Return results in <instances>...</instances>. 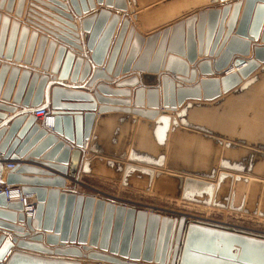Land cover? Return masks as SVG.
I'll return each instance as SVG.
<instances>
[{"label":"water","instance_id":"water-1","mask_svg":"<svg viewBox=\"0 0 264 264\" xmlns=\"http://www.w3.org/2000/svg\"><path fill=\"white\" fill-rule=\"evenodd\" d=\"M4 1H0V9ZM65 1L77 14L94 11L80 19L83 40L70 21H64V27L56 26L53 34L47 31L62 42L50 70L59 79L71 75L74 80L81 71L80 80H85L91 70L89 60L102 66L93 68L94 77L105 80H110L106 73L114 67L115 75L120 69L126 72L132 67L141 74L144 85H156L155 74L160 69L175 75L161 73L160 86L137 87L130 107L128 89H112L103 82L83 92L58 84L50 98L46 97L49 76L45 71L57 46L53 39L42 72L29 68L20 72L18 66L11 67L1 99H10L14 77L20 72L12 102L25 110L14 117L8 130L0 129V180L2 161L14 162L4 183L33 193L36 207L34 218H26L22 204L8 202L0 192V264H264L263 233L187 221L182 215L177 219L147 213L83 194L74 183L80 173H97L122 184H132L137 178L144 189L156 191L161 190L156 183L168 179L174 186L173 193L183 199L211 203L214 192L212 205L249 211L245 194L237 201L234 184L264 177V141L248 140L238 132L224 133L215 124L193 119L191 114L220 109L228 99L249 94L259 83L264 75V0H96L105 6L98 10L95 0ZM22 2L18 0L16 17L21 16ZM129 5L128 15L148 34L137 31L127 17L120 15ZM32 12L28 10L26 23L33 24ZM60 13L68 20L72 18L69 13ZM0 22L1 52L10 17L0 13ZM18 26L17 19L11 21L6 56L14 50ZM28 30L27 25L21 28L17 58ZM36 35V30L31 31L27 62ZM255 38L259 42L252 44ZM46 41L43 35L34 66L41 62ZM82 44L89 51L88 58L66 48L83 52ZM197 56L205 58L197 61ZM230 64L237 70L227 73L233 70ZM9 68L8 64L0 68V89ZM197 69L203 77L197 78ZM31 73L32 82L25 91V80ZM131 76L116 87L136 84L137 73ZM35 80H39L36 88ZM100 92L127 99L111 100ZM109 101L121 105L108 107L105 104ZM97 103L101 105L97 107ZM160 104L165 111L159 110ZM44 108L54 115L51 130L37 122L33 114ZM16 110L0 102V119L3 112ZM204 157L208 164L202 161ZM66 178L73 181L68 187ZM227 180L230 190L222 195L220 186ZM231 191L235 192L234 201ZM251 212L264 216V209L258 207Z\"/></svg>","mask_w":264,"mask_h":264},{"label":"rangeland","instance_id":"rangeland-1","mask_svg":"<svg viewBox=\"0 0 264 264\" xmlns=\"http://www.w3.org/2000/svg\"><path fill=\"white\" fill-rule=\"evenodd\" d=\"M189 3L201 0H188ZM198 114L192 112L193 119H200L215 124L224 133H240L252 141H264V75L249 94L243 97L230 98L220 109H208ZM198 147L194 151H197ZM198 156V155H197ZM208 164L207 157L202 160ZM198 162V161H197ZM203 165V163H202ZM207 167V165H203ZM264 167V165H261ZM168 179L157 182L158 189H144L139 179L134 178L132 184H122L117 179L86 177L85 185L90 191H99L108 200L116 199L127 202L136 208L150 206L173 214H183L202 220L227 224L247 230L264 233V216L251 212L252 209H264V177L250 180V183L234 184L237 201L246 196V208L249 211H239L228 207H219L206 202L190 201L176 196L174 186ZM229 180L220 186V194L225 195L230 190ZM79 183V181L77 182ZM138 183V184H137ZM145 184V183H144ZM84 186V187H85ZM243 193V194H242Z\"/></svg>","mask_w":264,"mask_h":264},{"label":"crops","instance_id":"crops-1","mask_svg":"<svg viewBox=\"0 0 264 264\" xmlns=\"http://www.w3.org/2000/svg\"><path fill=\"white\" fill-rule=\"evenodd\" d=\"M1 1V0H0ZM55 1H58L60 3H64V5L66 4L67 6L65 8L61 7L59 4H57ZM233 1V0H231ZM18 3V0H12V4L10 3V0H5L2 4V9H0V13H2V15H8L10 17V21L14 20V19H17L19 21V26H18V29L16 31V34H15V44H14V50L12 51V53L10 54V56H6L5 55V46H6V42L8 41V36H9V32H10V26H11V22H8V24L6 25V30H5V35H4V40H3V43H4V46L2 48V51L0 52V68L3 64H8L10 66V68L8 70H6V72L4 73L3 75V78H2V89H0V102L2 103H5V105H10V106H15L16 107V111L15 112H10V111H5L3 112L4 113V117L2 119H0V129L1 128H5V129H9L14 117H18L17 114L21 111H23V106L19 103H13L12 102V99L14 97V94H15V91H16V87L19 83V80H20V72L22 71V69L24 68H29L31 69V71H38V72H42V63H43V60H44V57L48 51V44L49 42L51 41V39L55 40L56 41V48L54 49V51H52V54H51V58H50V64L48 65V70L45 71V73L48 74L49 76V79L46 81V84H45V95L46 97L50 98V95H51V90L52 88L55 86V85H58V84H64L68 87H71V88H68V89H72L74 91H85V90H92L96 83H100V82H103V83H106V84H109V87L112 88V89H128L130 92H131V96L129 97L131 103H130V107L133 106V98H134V91L137 87H139L140 85H143V86H147V87H154V86H160V78H159V75L161 73H168L171 77L174 78V75L173 73H170V72H166L164 69H160V71L155 74L157 75V78H156V85H144V81L142 80V77L140 76L141 74L139 72H136V71H132L131 68L130 70L124 72L122 69L118 70L117 74L115 75V67L112 69L111 72H108L106 73V76L110 78V80H105V78L103 77H94L93 75V68H102V66H97L96 64H94L91 60L90 61V72L88 73V75L86 76L85 80H80V73L78 76H76V78L74 80L71 79V75H69L67 78L65 79H59L57 77V74H52L50 72V70L52 69V64H53V60L56 58V56L58 55V47L60 45V43H62L60 40L58 39H55L50 33H54L53 29H57L56 26H59V27H64V21H70V23H72L73 25H76L77 28H78V32L80 34V39L83 40V35L84 32H82L81 30V26H80V19L81 17H84L90 13H92L94 10H89L87 13H82V14H77L71 7V5H69L68 1H63V0H23L22 2V7H21V16L20 17H16L15 16V9H16V5ZM9 4H10V7H9ZM31 4H33V8L30 6ZM95 9L98 10L100 8H105V6L103 4L99 5L97 4L96 0H95ZM130 5L128 6V10L126 12H120L121 16L122 17H127L129 20H130V24L131 25H134L136 30L139 31L140 33L146 35L148 33H143V31L133 22V20L130 18V16L128 14H130ZM8 8H10L9 11H6ZM32 10L34 14H30L31 16V20L30 22L33 23V24H30V23H26L25 19H26V15L28 14V10ZM110 9L111 11L115 12L116 10H114L113 8H108ZM60 11L62 12H65V13H69L72 18L70 20L66 19L61 13ZM187 15L183 16L182 18L186 17ZM24 25H27L29 27V30L25 36V39H24V43H23V49H22V53L20 55L19 58L16 57V49H17V44L19 42V37H20V33H21V28L24 26ZM119 25L120 23L117 25L115 31H114V35H113V40L114 38L116 37V34L118 32V29H119ZM0 26H1V22H0ZM162 27L164 26H161L157 29H161ZM44 29V30H42ZM156 29V30H157ZM33 30H36L37 31V35L34 39V44H33V50H32V53H31V56H30V59L28 60V62L25 60V56H26V51L28 49V45L30 43V40H31V31ZM47 31H49L50 33H48ZM155 31V30H154ZM151 33V32H149ZM46 36V39L47 41L45 42L44 46H43V49H42V58H41V62L38 64V66H34V59H35V55H36V52L38 50V47H39V44H40V41H41V37L42 36ZM259 36V35H258ZM259 40L258 38H255V40L251 41V43H258ZM113 43V42H112ZM112 43L108 49V53H107V56L104 60V64L106 63L107 59H108V56L110 54V51H111V48H112ZM124 43V42H123ZM83 46V44H82ZM67 49H71L72 51L75 52L76 56H78L79 54L80 55H84L86 58L89 57V51L85 48V46H83V52L75 49V48H72L70 46H67L66 47ZM122 48H123V44L121 45V48H120V52L117 56V61H118V58H119V55L122 51ZM84 53V54H83ZM129 53V48L128 50H126V55H124V57L126 58L127 55ZM252 54H250L248 57H251ZM235 57V56H234ZM233 57V58H234ZM205 57L203 56H197V61H200L201 59H203ZM210 59H213L211 57H209ZM63 59V56H61L60 58V61ZM117 63V62H116ZM103 64V65H104ZM13 66H18L20 68V72H18V74H16V76L14 77V83H13V88H12V91H11V94H10V99L8 100H2L1 99V95H2V92H3V89H4V86L6 85L8 79L10 78V75H11V67ZM230 68H233V70H230L229 72L227 73H230L232 71H236L237 69L233 66V64H230L229 65ZM192 67V66H190ZM1 71V70H0ZM134 73H137L138 75V78H137V82L136 84L134 83H125L124 85H122L121 87H116V84H118L120 81H125L127 78H131L133 76ZM145 73V72H144ZM224 74V73H223ZM53 75V76H52ZM197 78H201L203 77V75L200 74V71L197 69ZM213 76H219V75H216L214 74ZM95 79V80H94ZM92 80H94L93 83ZM178 83L179 81L176 80ZM32 82V73L30 75H28V77L26 78L25 80V84H24V89L25 91L28 89V87L30 86ZM38 82L39 80H35L34 82V86L35 88L37 87L38 85ZM36 83V85H35ZM92 84V85H91ZM134 84V85H132ZM91 85V86H89ZM92 93V92H90ZM102 95H104V97H108L110 98L111 100H118V99H127L123 96H118V95H114V94H103L102 92H100ZM105 95H108V96H105ZM101 104L97 103L96 106L99 107ZM108 107H112V106H119L121 105L119 102L117 101H109L107 104ZM121 107H125V106H121ZM179 109V108H178ZM25 110V109H24ZM159 110L160 111H165L164 108L161 107V104H160V107H159ZM96 115H98V113L95 111ZM18 130L19 127H18ZM16 135L17 134H14L13 136V139H16ZM23 175H29V176H33L34 174H23ZM5 176H6V173L5 172H2V175H1V182H5ZM86 177H98V178H108V179H112V178H109L107 176H104V175H100V174H97V173H80L79 175V178H78V181L79 183H75V189L79 192H83L84 189L86 190V186L85 185H88V183L85 182V179ZM73 183V181H71L69 178H66V182H65V187H68L70 186L71 184ZM85 186V187H84ZM88 191V190H86ZM105 198H109L107 196H105ZM174 216V215H172ZM187 216V215H186ZM189 217V216H188ZM37 232V231H35ZM7 233V232H6Z\"/></svg>","mask_w":264,"mask_h":264},{"label":"built area","instance_id":"built-area-1","mask_svg":"<svg viewBox=\"0 0 264 264\" xmlns=\"http://www.w3.org/2000/svg\"><path fill=\"white\" fill-rule=\"evenodd\" d=\"M36 117H37V122H39L40 124H42V126L48 130H51L53 128V124H54V120L53 122H49L48 117L51 116L52 114V110H50L49 108H44V109H39L37 111H35L33 113ZM2 166H3V172H8L10 170H12L15 166V163L12 161H2ZM78 182V181H77ZM75 182V183H77ZM88 190V189H86ZM84 189V191L82 192L83 194H90L93 195L95 197H101L103 199L108 200L107 198H105V195L99 191H86ZM0 192H3L5 194V197L7 199L8 202H20L22 204V213L24 215V217H29L31 219L34 218L35 216V207H36V198L35 195L33 193H23L20 186L18 185H6L4 182H0ZM111 201L113 202H119L122 203L124 205L127 206H133L128 204L127 202H120L117 201L116 199H112ZM135 207V206H134ZM138 208V207H137ZM143 209L147 212H156L159 213L161 215H165V216H176L177 214H173V213H167L166 211H161L158 210L156 208L150 207V206H146Z\"/></svg>","mask_w":264,"mask_h":264},{"label":"bare ground","instance_id":"bare-ground-1","mask_svg":"<svg viewBox=\"0 0 264 264\" xmlns=\"http://www.w3.org/2000/svg\"><path fill=\"white\" fill-rule=\"evenodd\" d=\"M11 22V21H10ZM48 120H49V122H53V120H54V115L53 114H51V116H49L48 117ZM243 177V176H242ZM244 178V177H243ZM245 178H247V179H249V177H245ZM239 184V183H238ZM214 191H215V189H214ZM234 191H231L230 192V199L231 200H233L234 201ZM213 194V196H211L210 197V200H211V205L212 204H214V202H213V200L215 199V193L213 192L212 193ZM210 195H211V193H210ZM232 197V198H231ZM230 200V201H231ZM127 206V205H126ZM147 212V211H146ZM147 213H151V212H147ZM153 213V212H152ZM184 216L185 218H186V220L187 221H196V222H201V223H205V224H215V225H217V226H225V227H232V228H236V229H242V230H246V231H250V232H253V233H259V232H255V231H251V230H247V229H244V228H240V227H235V226H231V225H227V224H222V223H217V222H213V221H209V220H202V219H197V218H194V217H188V216H186V215H183V214H180V215H176V216H166V217H172V218H177L178 219V217L179 216ZM160 216H164V215H161L160 214ZM264 234V233H263ZM101 264H103V263H101Z\"/></svg>","mask_w":264,"mask_h":264}]
</instances>
